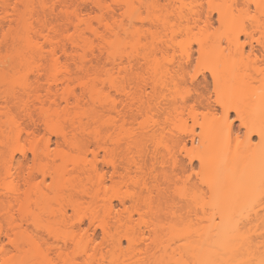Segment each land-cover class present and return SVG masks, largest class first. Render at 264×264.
<instances>
[{
    "label": "rangeland",
    "instance_id": "1",
    "mask_svg": "<svg viewBox=\"0 0 264 264\" xmlns=\"http://www.w3.org/2000/svg\"><path fill=\"white\" fill-rule=\"evenodd\" d=\"M91 1L50 0V5L52 4L55 7L52 8L53 13H48L46 17L48 21L52 20L53 23H51L56 27L58 26L57 33L59 34L57 36L59 38L62 40L66 39V33L64 34L65 31H63L66 28L65 24H67L63 17L66 5L67 7L76 8L79 13L81 12L82 15H80L82 17H89V15L93 16L96 11L98 12ZM18 5L16 6L18 7ZM34 5L35 9H38L36 11L41 12L39 4L34 1ZM114 10V16H112L120 23L118 33L121 42L123 41L122 44L115 47L114 60H111L104 51V53L99 52L101 54L94 52L93 55L89 54L90 60L87 61L85 67L79 70L68 60L69 54L66 56L58 52V55L62 64L68 60L71 76H80L84 81L88 80L96 67L100 68L99 75L103 79L100 83V88H102L104 93V105L99 110V128L104 134L106 145L104 148L98 147L86 134H83L82 137L85 141L90 140L85 149L86 155L92 159V154L96 153L97 165L107 190H110L109 187L112 185V181L116 180L115 185L125 199V207L131 210L133 206H137L140 212L145 214L161 210L160 215L167 217L169 216L167 215L169 214L168 210L172 206L175 208L179 207L178 210L181 209L179 213L182 212V208L184 207L186 210L185 200L183 197H180L181 194L183 196L184 191L179 195V189L188 188L187 191L190 192L189 188L193 187L192 189H194V186H196L198 189L199 187L203 188L205 190L204 196L206 195L207 189L204 188L205 186L202 183L207 174L205 162L200 161L197 157H194L190 161L189 157L195 154V149L193 150V148L198 146V137L200 135L203 139L206 138L205 141L208 142L205 155L207 157L210 156L208 157L209 170H211V161L222 156L224 162L227 163L231 157V151L235 149L234 147L243 146L246 128L240 125V119L232 110L229 111L227 118L226 115L224 116V110L227 105L238 100H246V106L243 107L244 121L255 127L263 123L261 117V122L258 123L260 119H256V112L253 109L256 108L255 94L261 91V74L255 72L256 65H251L249 59L252 61V57L253 59L255 58L254 56L250 57V55H253L252 53L259 55L257 53L259 50H256V48H261V45H264V32L261 31L260 21V15L264 13V0H130V7L127 13H124V8L119 5H115ZM9 13L7 16L10 15L9 17L13 18L14 15H11L15 14L14 11ZM42 13L39 15L41 16ZM2 15L0 12V38L2 32L6 33L9 29L16 28L15 25H17L15 18H13L14 20L12 18L9 19V17L5 18L4 16L3 18ZM72 28L73 26L68 27L67 32L70 31L71 33ZM239 28L240 30L241 28L247 30L246 32L248 33L251 32L252 35L240 33L237 36L238 40L232 39L234 38L232 34H235V31ZM122 29L126 30L123 31ZM62 31L63 33H61ZM172 37H175L177 42L181 41V44L162 51L164 42ZM256 38L260 40L259 44L256 42ZM199 41H202L203 45L201 46L202 48L200 47V50ZM45 48H48V46L46 45ZM68 48L71 49L69 46ZM0 51L4 52V47H1ZM200 52L203 53L200 54ZM187 56L189 62L185 63ZM215 58H221L224 61L226 59V62L227 60L236 61V66L241 67V69L244 68V72L249 74L250 78L246 76L247 74L245 77L239 76L237 79L233 78V80L231 79L228 82L229 86H227L225 85L226 82L223 81L227 78L226 72L224 74L222 72L225 68L220 69L222 64H219L218 77L222 79V84L224 83V85L222 87L220 85L222 91L219 89L218 93H216L217 95L212 94L211 73L209 70L202 68L203 65H200V62H204V65L209 64ZM147 59H150L149 61L152 59L153 61L156 60V63L153 65L152 62H147ZM34 60L35 63L29 68L28 82L33 85L34 89L38 87L40 89L41 86L43 88L46 85V75L50 70L45 58L39 60L36 56ZM197 61H200L199 65H197ZM179 64L184 66V70L175 72L174 67ZM150 66H167L169 68L170 73L164 75L162 78L164 80L163 85L156 84L155 87L153 86L151 79L154 74L150 70ZM193 69L196 70L195 74H193ZM237 70L239 69L236 68V71L234 70V74L235 72L240 74ZM9 72L10 70H6L7 74L5 78H0V152L6 156L4 162L0 161V240L6 247V253L4 252L0 255V262L2 264H19L15 247H13L6 236L7 220L12 219L15 225H19V228L23 232L37 235V237L44 240L43 242L46 243L49 255L52 257L54 263L65 264L68 259L75 257L73 255L74 247L71 235L77 231V227L73 223L75 211L69 198L64 196L59 202L52 200L48 204V208L58 212L59 217H62L61 213L64 212L63 215L66 220L65 225L61 227L60 234L54 235L46 232L43 227L36 228L25 218L24 209L30 215L36 214L44 219L47 218L49 214L42 211L40 204H34L33 200H23L22 196L12 198V194H9V197L3 193L5 184H11L13 178L16 179L19 185L23 186V175L25 176L30 169H34L40 161L51 164V155L55 153L56 148L67 149L60 137L45 128L41 115L36 110L37 108H31L33 109V120L28 119L19 103L8 97L12 91H18L20 88L19 82L11 79ZM63 73L64 69L62 68L58 75L62 76ZM259 78L261 80L257 81ZM246 82L247 84L249 83L247 86H245ZM235 83L238 84V88L234 90V93L233 90L230 92L229 87L232 88L230 84L234 85ZM34 86H37V88ZM69 86L73 87L76 93L79 94L81 92V87L76 83L74 78L69 83ZM53 88V90H57L58 95L62 92L60 84ZM244 88L245 92L243 91ZM249 88H254L250 89L251 93ZM41 89L38 90L40 93H42ZM42 90L44 92V89ZM252 90L255 91L253 92ZM20 95L23 96L21 93ZM183 97L187 99L186 104L182 102ZM205 97H212L213 99L211 98V100H214L210 102V108H207L205 105ZM111 99L116 102V109L119 110L118 114L111 110ZM60 103L61 106L64 105L62 100ZM147 103H149L150 107H148ZM86 105L88 106L87 103ZM248 106L249 108L253 106L254 112ZM260 108H263L260 112H264V106ZM67 111L69 113L68 120L63 124L67 130H71L69 116L74 115L73 106L70 105ZM10 114L15 116L20 123L19 133H17L16 124H13L9 120ZM83 120L87 121L85 118ZM229 122L233 124L234 130L239 129L238 137L240 143L238 137L233 136L230 138L231 140L226 137L225 128ZM31 131L34 132V137L30 136ZM185 131H193L196 136L189 133L185 134ZM202 132L204 136L200 134ZM16 135H18L17 140ZM46 138L49 142H47L48 144L45 143ZM217 138L222 140L220 148L215 145ZM256 140L258 138L254 135L252 142H256ZM185 144L186 146L184 147ZM46 145L48 146V151L45 150ZM35 148L40 154L39 160L33 155ZM10 155H12V158H10ZM111 157H114V160L116 159L118 163L115 173L111 166L106 163V160ZM56 160L59 161V159ZM228 163L230 166L229 161ZM20 165L22 166L23 173L17 177ZM121 175L127 177L121 179ZM32 177L37 182L42 180V176L35 169L32 171ZM46 180L49 181L48 175H46ZM196 193L198 192L196 191ZM185 194L188 195L187 192ZM71 195H75L73 198H78L79 201L83 202L82 205L84 207L90 204L87 197L81 199L79 196H76L78 195L77 193H70L69 196ZM112 199L114 210H121L123 208L121 202L116 198ZM257 199L259 201L262 199L260 205L262 202L264 205V195L261 199L256 197ZM253 203L255 205L253 206L254 208L257 205L255 204L257 201ZM99 205L100 212H103L102 204L99 203ZM260 205L258 204L257 207ZM174 207L172 208L174 209ZM133 208L136 209L135 207ZM262 208L264 207H261V212L257 211L258 214L262 213V210L264 211ZM253 210L255 209H252L251 212H254ZM27 212L26 214H28ZM137 212L133 211L132 216L134 218L139 216ZM258 214H256L257 221H259ZM251 215L249 217L253 218L254 215ZM82 222L81 227L89 230L90 233L94 234L95 239L100 241L102 236L101 230L98 227L89 226L88 219L85 216ZM110 222H113L112 217H110ZM256 225H258V222ZM263 225L262 223L261 226ZM255 233L256 238L252 232L254 236L251 235V239L254 238V241L256 239L257 247L263 249L264 230L257 229ZM56 245L61 246L58 248L62 249H60L62 254L58 257L55 255V251L57 253V250H55L57 248ZM123 245H125V241H123ZM25 246L23 244V247ZM103 251H105V246L103 247ZM76 261H80L78 257H76Z\"/></svg>",
    "mask_w": 264,
    "mask_h": 264
},
{
    "label": "bare ground",
    "instance_id": "2",
    "mask_svg": "<svg viewBox=\"0 0 264 264\" xmlns=\"http://www.w3.org/2000/svg\"><path fill=\"white\" fill-rule=\"evenodd\" d=\"M34 1L41 7V12L38 11L39 14L43 12V15L41 14L40 16L36 11L38 9H35ZM12 2H16L19 5L16 3L14 5ZM91 2H93L98 12L96 11L93 16L89 15V17H82L81 12L79 13L76 8L67 7L66 5L63 12V17L66 20L64 21L67 22L69 28L72 26L73 28L71 29V33L70 31L67 32L68 27L65 24L66 28L63 31H65L64 34L66 33V39L62 40L57 36L59 34L57 33L58 26L56 27L52 24V20L48 21L46 17L48 13L50 14L52 12V8L55 7L52 4L50 5V0H0L2 17L8 18L10 15L7 16V14L14 11L15 14L11 16L14 15L13 18L16 19L15 23L17 24L15 25L16 28L10 30L9 27L8 32L4 31L6 33L2 32L1 34L0 48L4 47V52L0 51V78H5L7 74L6 70H10V78L19 82L20 88L18 91L23 94L22 96L18 91H12L8 97L19 103L28 119L33 120V109L31 108H37L36 110L41 115L45 128L60 137L63 144L67 147V149H55V153L53 152L54 156L51 155V164L41 161L37 164L34 169L42 176L41 181L37 182L33 179L32 171L34 169H30L25 176L23 175V186L19 185L16 179L13 178L11 184H5L3 193L9 197L12 194V198L22 196L23 200H33L34 204H40L42 211L49 214L47 218L44 219L36 214L30 215L24 209L25 218L32 225L36 226V228L43 227L46 232L54 235L60 234L61 227L65 225L66 220L63 215L64 212L61 213L62 217H59V213L48 208V204L52 200L59 202L64 196L69 198L72 208L75 211L73 223H75L74 226L77 227V231L71 235L74 247L73 255L75 257L68 259L65 264H77L76 257L80 261L91 262V264H264V248L259 249L257 247L258 244H256V239L255 241L253 240L254 238L251 239L254 235L256 238L255 232L257 229L264 230V225L261 226L262 223L264 224V211L262 210V213L258 214L261 207H264L263 202L261 203L263 206L260 205L263 196L261 194L262 187H264V144L261 142V134L264 132V112H260L261 109L263 110L260 107L264 106V45H261V48H256V50H259V52L257 51L259 55H255L254 53L250 55V57H255L254 59L252 57V61L247 57L251 65H256L255 72L261 74L262 81H260V78L257 80L262 82L261 86L259 85L261 91L255 94L256 108H253V106L252 108L256 112V119H260L261 117L263 123L255 127L244 121L245 115H243V107L246 106V100L242 101L240 98L241 101L238 100L229 105L226 104L225 110L223 109L224 116L226 115L227 118L229 111L232 110L240 119V125L246 128L243 146L239 145L240 147H234L235 149L230 153L231 157L228 160L230 166L228 161L227 163L224 162L221 156V158L218 157V159L211 161V170H209L210 164L208 157L210 156L207 157L205 155L208 142L205 141L206 138L203 139L200 135L198 137V146L194 147L193 144L195 154L189 157L190 161L194 157H197L200 161L205 162L206 173H209L208 175L206 174V177L202 181L205 186L204 188L208 191H206V195L204 196L205 190L200 187L199 189L196 186H194V189H192L193 187L189 188L190 192L194 190L191 194L187 191L188 188H182L183 190H178V194L180 195L184 191L183 196L181 194L180 197H183L185 200L186 210L184 207L182 208V212L179 213L181 209L178 210L179 207L175 208L172 206L174 209L172 207L169 208V214H167L169 216H167L168 218L165 216V219V217L160 215L161 210H155L154 213L145 214L140 212L137 206H133L136 208L134 209L132 207L133 211H138L137 213L139 215L137 218H134L132 216V209L130 210V208L125 207V199L119 192V189L116 188V180L112 181L113 183L109 187L110 190H107L97 165L96 153L92 154V159H90L85 152L90 140L85 141L82 137L83 134H86L98 147L104 148L106 145L104 134L99 128V110L104 105V93L102 88H100V83L103 80L99 75L100 68L96 67L87 81H84L80 76L72 77L70 69L68 68V60H70L77 69L82 70L87 61L90 60L89 54L93 55L94 52L96 54L97 52H106L109 58L114 60L116 53L115 47L123 43L118 33L120 23L113 17V13L115 12L114 7L115 5H119L124 8V13H127L130 7V0H92ZM16 5L23 7L20 6L18 8ZM13 18L12 20H14ZM3 20L6 21L5 19ZM122 30L125 31L126 29ZM246 31L245 29L241 28L240 30L239 28L235 31V34H232V37H234L232 39L238 40L237 36L240 33L252 35L251 32L248 33ZM199 42L200 50V47L203 45L201 43L202 41ZM256 42L259 44L260 40L256 38ZM180 44L181 41L177 42L175 37H172L164 42L162 51L173 48V46L176 47V45L179 46ZM46 45L48 48H45ZM251 51L252 49L250 50V54ZM58 52L66 56L69 54L66 63H61ZM203 52H200V54ZM36 56L39 60L45 58L50 70L46 75V85L43 88L41 86L44 92L40 88L42 93L38 91L40 90L39 87L34 86L37 88L34 89L33 85L28 82L29 68L35 63L34 57ZM186 59L185 63H188V56ZM149 60L147 62H152L153 65L156 63V60ZM210 62L205 65L203 64L204 62H200V65H203L202 68L209 70L211 73L212 94L218 93V90L224 85V83L222 84V79L218 77L221 68H225L222 72L223 74L226 72L227 78L225 80L227 81H223L226 82L225 85L227 86H229L228 82L231 79H237L239 76L245 77L247 74L244 72V68L237 67L236 61L233 60H227L226 62V59L224 61L221 58H215ZM219 64H222L221 67ZM62 68L64 69V73L62 76H59L58 73ZM149 68L154 74H151L153 86L155 87L156 84L163 85L164 80L162 78L164 75L170 73L169 68L167 66H150ZM236 68L239 69L237 72L240 74L235 72L236 76H234V70L236 71ZM174 69L175 72L182 71L184 70V66L179 64ZM246 76L250 78L249 74ZM73 78L81 87L79 94L75 92L73 87L69 86ZM59 84L62 87L60 96L56 89L53 90V87H57ZM248 84L246 82L245 86ZM230 86H232V88L229 87L230 92L233 90V93L238 88L237 83L234 85L230 84ZM252 86L254 85L252 84ZM252 94L254 95V93ZM211 98H204L207 108H210V102L214 101ZM59 100H62L64 103L63 106H61ZM110 101L112 102L111 110L118 114L119 110L116 109V102L113 99ZM182 102L186 104L187 99L183 97ZM147 104L150 107L149 103ZM70 105L74 108V115L69 116L71 130H67L63 123H66L68 120L69 113L67 108ZM252 108L250 107L249 109L254 112ZM246 109L245 111H247ZM83 118L87 119V121H84ZM9 120L13 124H16L18 129L17 133H19L20 123L15 116L10 114ZM260 122L261 119L258 123ZM225 129L226 137L229 139L233 136L238 137L239 129L234 130L231 122L226 125ZM31 132L30 136L34 137V132ZM188 133L196 136L193 131H185V134ZM200 134L203 135V132ZM254 135L258 138L256 142H252ZM220 138L215 140V145L218 148L222 146V140ZM228 138L227 140H229ZM17 139L18 135H16ZM238 141L240 143L239 139ZM47 142L46 138L45 143L48 144L49 142ZM47 147L46 145L45 150L48 151ZM33 155L36 159H40V154L36 148L33 151ZM10 158H12V155H10ZM56 159H59V161ZM5 160L6 156L0 152V161L4 162ZM106 163L111 166L115 173L118 164L116 159L114 160V157H111L106 160ZM21 173H23V169L20 165L17 171V177ZM46 175L49 176V181L46 180ZM123 176L121 175L120 178L127 177ZM186 192L188 195L185 194ZM70 193H77L78 195L76 196H79L81 199L87 197L89 199L88 203L90 204L84 207L82 205L83 202L79 201L78 198H73L75 195L69 196ZM204 197L209 199H204ZM256 197H259L261 200H256ZM112 198H116L121 202L123 206L121 210H114ZM254 201H257L255 203L257 204L256 207L258 204L260 206L253 208L255 206ZM99 203L102 204L103 212H100ZM252 209H255L253 210L254 212H251ZM250 214H252L251 216L254 215V217L250 218ZM256 214L259 215L260 222L256 220ZM84 216L88 219L89 226L98 227L101 230L102 236L100 241H97L94 234L90 233L89 230L81 227ZM110 217L113 219L112 223L110 222ZM257 222L258 225H256ZM260 226L262 229H260ZM6 230V236L17 252V261L19 264H56L49 255L48 248L46 247V243L43 242V239L37 237V235L23 232L19 228V225H15L12 219L7 220ZM123 241H125V245H123ZM2 243L0 240V255L4 252L6 253V247ZM23 244L26 246L23 247ZM43 244L45 245L43 246ZM104 246L105 251H103ZM56 247L61 246L56 245ZM57 248H55L57 250V253L55 251V255L58 257L62 253L60 251L61 248ZM0 264L2 263L0 262Z\"/></svg>",
    "mask_w": 264,
    "mask_h": 264
},
{
    "label": "snow or ice",
    "instance_id": "3",
    "mask_svg": "<svg viewBox=\"0 0 264 264\" xmlns=\"http://www.w3.org/2000/svg\"><path fill=\"white\" fill-rule=\"evenodd\" d=\"M211 7V5H209ZM251 19V17H249ZM260 21H261V31L264 32V13H261L260 15ZM197 65H199V61H197ZM193 74H195V69L192 70ZM186 79V77H185ZM239 139V138H238ZM261 142L264 144V132L261 134ZM262 195H264V187H262ZM77 264H91V262L87 261H78Z\"/></svg>",
    "mask_w": 264,
    "mask_h": 264
}]
</instances>
